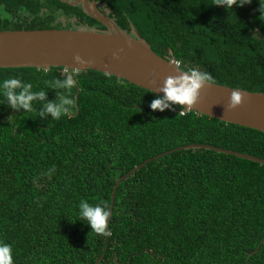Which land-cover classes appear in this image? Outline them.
Listing matches in <instances>:
<instances>
[{
    "label": "trees",
    "instance_id": "obj_1",
    "mask_svg": "<svg viewBox=\"0 0 264 264\" xmlns=\"http://www.w3.org/2000/svg\"><path fill=\"white\" fill-rule=\"evenodd\" d=\"M95 2L181 70L264 93V0L230 10L217 0ZM77 27L105 30L60 0H0V31ZM68 73L0 68V82L18 76L46 91L32 111L0 94V241L12 246L13 264H264V241L249 256L264 238V165L213 150L175 151L123 180L108 235L82 221L81 199L109 208L117 178L146 159L189 144L264 159V132L180 104L153 110L158 95L93 70L73 72L68 89L46 83ZM60 94L74 101L67 113L38 115Z\"/></svg>",
    "mask_w": 264,
    "mask_h": 264
},
{
    "label": "water",
    "instance_id": "obj_2",
    "mask_svg": "<svg viewBox=\"0 0 264 264\" xmlns=\"http://www.w3.org/2000/svg\"><path fill=\"white\" fill-rule=\"evenodd\" d=\"M60 1L72 6H80L87 16L103 25L105 30L77 27L0 31V68L62 67L70 73L93 70L112 75L158 96H163L161 89L166 77L185 72L175 64L173 57L162 58L154 53L132 26L130 34L121 30L108 16L109 10L100 11L95 0ZM76 55L84 61L83 64L74 61L73 57ZM234 90L239 91L241 98L235 107L227 109L229 94ZM76 101L77 96H75L77 109ZM180 105L185 110L264 132V93L262 92L240 90L207 81L199 89L193 104ZM188 149L213 150L264 165V159L206 144H189L166 151L146 159L127 174L117 178L111 192L110 215L106 225L112 214L117 187L123 180L152 160ZM263 241L264 238L249 256L258 251Z\"/></svg>",
    "mask_w": 264,
    "mask_h": 264
},
{
    "label": "clouds",
    "instance_id": "obj_3",
    "mask_svg": "<svg viewBox=\"0 0 264 264\" xmlns=\"http://www.w3.org/2000/svg\"><path fill=\"white\" fill-rule=\"evenodd\" d=\"M248 2L249 0H217L213 5L230 10L234 4L241 6ZM73 59L77 64L84 63L78 55L74 56ZM210 79L211 76L207 71L196 68L189 72H181L177 76L166 77L161 89L163 96L154 98L149 107L153 110L164 111L165 109L171 110L172 105H191L196 101L199 89ZM46 83L52 89H68L74 85L75 80L71 73H68L63 79L53 78ZM32 87L31 82H25L18 76H9L0 82V94L7 100L12 109L22 108L32 111V101L44 100L46 96V91H32ZM229 98L227 109L235 107L239 102L241 98L239 91L230 92ZM73 103L74 101L70 96L60 94L55 100L44 103L42 108L38 110V115L43 116L44 113H49L53 119H57L62 113H67ZM78 213L81 220L87 221L90 228L104 235L109 234L106 231V222L110 215V209L106 205L101 203L93 205L87 200L81 199ZM0 264H13L12 246L3 241H0Z\"/></svg>",
    "mask_w": 264,
    "mask_h": 264
},
{
    "label": "built area",
    "instance_id": "obj_4",
    "mask_svg": "<svg viewBox=\"0 0 264 264\" xmlns=\"http://www.w3.org/2000/svg\"><path fill=\"white\" fill-rule=\"evenodd\" d=\"M175 64H176L177 66H179V62L175 61ZM64 71L66 72V71H68V70H67V69H64ZM74 72H76V71H74ZM69 73H70V72H69ZM71 74H73V72H72ZM181 114H183V112H181Z\"/></svg>",
    "mask_w": 264,
    "mask_h": 264
},
{
    "label": "rangeland",
    "instance_id": "obj_5",
    "mask_svg": "<svg viewBox=\"0 0 264 264\" xmlns=\"http://www.w3.org/2000/svg\"><path fill=\"white\" fill-rule=\"evenodd\" d=\"M65 19L64 18H62V21H64Z\"/></svg>",
    "mask_w": 264,
    "mask_h": 264
},
{
    "label": "bare ground",
    "instance_id": "obj_6",
    "mask_svg": "<svg viewBox=\"0 0 264 264\" xmlns=\"http://www.w3.org/2000/svg\"><path fill=\"white\" fill-rule=\"evenodd\" d=\"M179 67V66H178Z\"/></svg>",
    "mask_w": 264,
    "mask_h": 264
}]
</instances>
